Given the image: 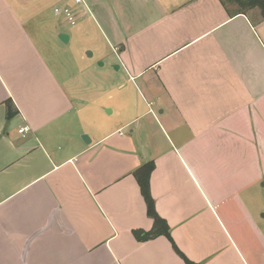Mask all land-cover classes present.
I'll use <instances>...</instances> for the list:
<instances>
[{"label":"crops","instance_id":"1","mask_svg":"<svg viewBox=\"0 0 264 264\" xmlns=\"http://www.w3.org/2000/svg\"><path fill=\"white\" fill-rule=\"evenodd\" d=\"M63 8L93 21L117 66L113 90L123 70L119 116L110 107L100 122L109 106L71 85L65 62H85L58 30ZM236 9L0 0V264H184L164 236L134 235L153 227L134 176L149 163L155 211L190 261L264 264V235L231 218L246 172L264 179V20Z\"/></svg>","mask_w":264,"mask_h":264},{"label":"rangeland","instance_id":"2","mask_svg":"<svg viewBox=\"0 0 264 264\" xmlns=\"http://www.w3.org/2000/svg\"><path fill=\"white\" fill-rule=\"evenodd\" d=\"M235 6L237 8L236 11L241 9L240 6ZM242 10H245L246 14H251L253 12L261 16L257 10ZM85 17L86 15L83 13L74 17L75 26H70L67 24L66 20L61 19L57 27L60 31L65 30L67 33L72 34L73 39L71 45L75 48L77 47L79 52L83 54L82 57L85 62L84 71L80 70V72H78L76 68L74 69L71 67V58L67 59L65 62V65L69 67V74L72 80L71 85H73V87L79 85L78 96L86 104L89 103L91 107L101 108L109 106L101 110L102 118L100 122H105L111 108L115 110L117 116H119L121 109L126 111L127 98H129V96L122 99L123 104L118 100L122 93L120 89L121 83H124L123 70L116 74V80H118L117 82H119L120 85L119 88L113 90V84L115 82L113 70H115V68L112 67V69L111 64L114 60L112 61V57L109 56L107 45L95 28L93 21L86 18L81 22ZM80 83L85 84V88L80 89ZM130 97L134 100L137 96L130 95ZM130 113L129 109V115ZM246 186L247 191L243 199H241L244 209H241V204L236 202L235 205H239L240 209L233 208L231 218L239 220L237 223H242V225L244 223V227H246L245 231H248L247 228L250 226L253 227V225H255L258 231V233L255 232V234L258 236L260 232L264 235V179L255 183L253 182V175L247 171ZM242 225L240 228H242Z\"/></svg>","mask_w":264,"mask_h":264},{"label":"trees","instance_id":"3","mask_svg":"<svg viewBox=\"0 0 264 264\" xmlns=\"http://www.w3.org/2000/svg\"><path fill=\"white\" fill-rule=\"evenodd\" d=\"M229 3L235 4L238 7L240 6L239 14L246 15L247 10H259L261 14V18L264 20V0H226ZM14 111L12 110V106L9 105L7 109V117L13 116ZM153 170V164L149 163L141 168H139L135 173L134 176L137 180L138 186L140 188V192L145 200L146 207H147V214L153 222V227L150 232H142V231H135L134 235L139 241H148L150 239H154L158 236H164L172 245L173 250L175 253L183 260L184 264H197L190 261L173 243L169 227L167 223L157 214L154 207V201L150 195L149 191V177Z\"/></svg>","mask_w":264,"mask_h":264},{"label":"built area","instance_id":"4","mask_svg":"<svg viewBox=\"0 0 264 264\" xmlns=\"http://www.w3.org/2000/svg\"><path fill=\"white\" fill-rule=\"evenodd\" d=\"M73 1L76 4H83V0H73ZM55 13L62 14L70 26H75V18H74L73 13L71 12L70 9H68V8L55 9ZM150 112L154 114L152 109H150ZM28 130H29V128H23V129L19 130L18 133L21 134V133L27 132Z\"/></svg>","mask_w":264,"mask_h":264},{"label":"water","instance_id":"5","mask_svg":"<svg viewBox=\"0 0 264 264\" xmlns=\"http://www.w3.org/2000/svg\"><path fill=\"white\" fill-rule=\"evenodd\" d=\"M58 38H59V40H60L61 42H63V43L67 42V40H68V37H67L66 35H64V34L59 35ZM115 69H117V66H116Z\"/></svg>","mask_w":264,"mask_h":264}]
</instances>
